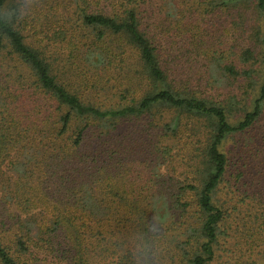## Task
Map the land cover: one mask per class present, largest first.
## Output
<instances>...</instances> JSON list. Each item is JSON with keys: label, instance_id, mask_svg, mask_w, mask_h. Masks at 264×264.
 <instances>
[{"label": "trees", "instance_id": "16d2710c", "mask_svg": "<svg viewBox=\"0 0 264 264\" xmlns=\"http://www.w3.org/2000/svg\"><path fill=\"white\" fill-rule=\"evenodd\" d=\"M252 170L264 0H0V264H208Z\"/></svg>", "mask_w": 264, "mask_h": 264}, {"label": "rangeland", "instance_id": "374dc122", "mask_svg": "<svg viewBox=\"0 0 264 264\" xmlns=\"http://www.w3.org/2000/svg\"><path fill=\"white\" fill-rule=\"evenodd\" d=\"M230 179V186L222 183L220 194L231 206V215L223 223L215 256L208 264H264V171H246V185Z\"/></svg>", "mask_w": 264, "mask_h": 264}]
</instances>
